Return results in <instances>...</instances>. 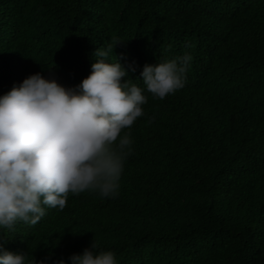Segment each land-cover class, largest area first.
I'll return each instance as SVG.
<instances>
[{"label":"trees","instance_id":"obj_1","mask_svg":"<svg viewBox=\"0 0 264 264\" xmlns=\"http://www.w3.org/2000/svg\"><path fill=\"white\" fill-rule=\"evenodd\" d=\"M108 43L134 81L189 53L185 87L145 93L118 198L69 194L0 244L37 264L93 241L118 264H264V0H0V96L36 73L74 88Z\"/></svg>","mask_w":264,"mask_h":264},{"label":"clouds","instance_id":"obj_2","mask_svg":"<svg viewBox=\"0 0 264 264\" xmlns=\"http://www.w3.org/2000/svg\"><path fill=\"white\" fill-rule=\"evenodd\" d=\"M117 44L93 53L90 74L74 88L36 73L0 96V230L14 232L18 223L35 226L49 209L63 211L69 194L89 191L118 198L134 143L124 130L145 115V93L163 100L185 87L193 57L185 53L145 64L142 79L134 81L129 72L136 67L120 62L114 54ZM68 260L118 264L116 253L100 249L95 241ZM0 264L37 262L29 252H12L0 244Z\"/></svg>","mask_w":264,"mask_h":264}]
</instances>
